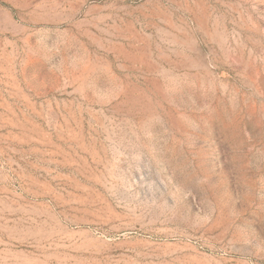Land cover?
<instances>
[{
  "label": "rangeland",
  "instance_id": "374dc122",
  "mask_svg": "<svg viewBox=\"0 0 264 264\" xmlns=\"http://www.w3.org/2000/svg\"><path fill=\"white\" fill-rule=\"evenodd\" d=\"M0 264H264V0H0Z\"/></svg>",
  "mask_w": 264,
  "mask_h": 264
}]
</instances>
